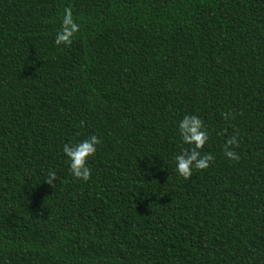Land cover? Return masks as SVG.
Returning <instances> with one entry per match:
<instances>
[{"label": "trees", "instance_id": "trees-1", "mask_svg": "<svg viewBox=\"0 0 264 264\" xmlns=\"http://www.w3.org/2000/svg\"><path fill=\"white\" fill-rule=\"evenodd\" d=\"M185 115L215 157L188 180ZM0 264H264V0H0Z\"/></svg>", "mask_w": 264, "mask_h": 264}, {"label": "clouds", "instance_id": "clouds-1", "mask_svg": "<svg viewBox=\"0 0 264 264\" xmlns=\"http://www.w3.org/2000/svg\"><path fill=\"white\" fill-rule=\"evenodd\" d=\"M80 25L76 22L71 7H66L61 19V27L56 34L55 44L59 46H70L74 37L79 33ZM224 119L230 118V113H224ZM234 118V117H231ZM179 134L185 145L189 147L182 149L181 154L176 156V171L184 179H191L194 170L203 171L210 167L215 157L209 153L202 154L208 142L209 134L206 125L197 115H185L179 122ZM102 141L95 135L78 144L66 143L63 152L68 158L70 172L78 181H88L91 178V169L88 161L97 153V146ZM239 147L238 136L233 135L228 138L224 145V155L226 158L239 161V155L233 148ZM57 175L55 171L48 174L44 183L55 188Z\"/></svg>", "mask_w": 264, "mask_h": 264}]
</instances>
